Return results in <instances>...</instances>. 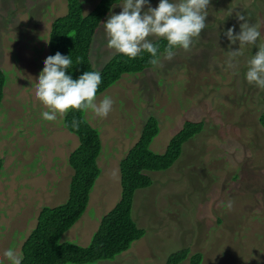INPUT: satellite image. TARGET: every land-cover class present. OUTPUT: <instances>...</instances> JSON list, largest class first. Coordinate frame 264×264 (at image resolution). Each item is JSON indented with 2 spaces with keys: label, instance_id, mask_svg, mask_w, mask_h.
I'll list each match as a JSON object with an SVG mask.
<instances>
[{
  "label": "rangeland",
  "instance_id": "1",
  "mask_svg": "<svg viewBox=\"0 0 264 264\" xmlns=\"http://www.w3.org/2000/svg\"><path fill=\"white\" fill-rule=\"evenodd\" d=\"M99 1L83 0L85 13ZM122 3L111 14H119ZM158 3L151 0L152 7ZM67 12V0H0V68L8 78L0 109V264H10L4 255L10 247L22 254L43 207L68 200L74 173L69 157L79 139L64 127L65 116L43 119L49 109L35 96L53 22ZM237 12L260 26L264 45V0H210L206 28L189 50L177 49L172 60L161 56L158 66L124 75L96 97L97 103L105 96L114 100L106 118L85 113L100 132L101 176L87 211L62 242L90 245L103 217L121 200V163L154 116L160 132L151 150L157 154L165 153L186 121L205 126L173 167L144 172L153 184L137 191L132 213L146 235L114 260L97 264H166L183 249L190 256L182 264H191L197 253L202 264H264V90L245 78L257 46H242L235 66L227 67L239 41L230 48L223 33L233 25L240 31ZM118 54L108 47L102 23L93 44L94 68L102 71Z\"/></svg>",
  "mask_w": 264,
  "mask_h": 264
},
{
  "label": "trees",
  "instance_id": "2",
  "mask_svg": "<svg viewBox=\"0 0 264 264\" xmlns=\"http://www.w3.org/2000/svg\"><path fill=\"white\" fill-rule=\"evenodd\" d=\"M120 0H101L85 13L83 0H67L68 12L54 20L49 40L50 55L57 51L71 55L73 67L69 70L73 78L85 71H98L92 63L93 44L100 25L112 13ZM163 53L167 41L157 42ZM151 56L144 51L135 59L124 54L114 56L100 73L102 83L97 96L106 93L124 75L144 72L154 67ZM79 63V64H77ZM7 75L0 68V109L4 99ZM96 96V97H97ZM87 110H70L64 119V126L79 139V146L70 154L69 165L74 173L70 182L68 200L56 207H44L36 228L23 244V264H97L114 260L128 251L132 244L146 235L133 219V203L136 192L152 186V179L144 172H159L170 169L183 154L184 145L199 135L205 124L186 121L183 128L173 137L163 154L154 153L151 144L160 132L157 118L149 117L142 135L121 163L122 197L120 202L103 217L99 229L93 235L89 246L62 242L63 236L83 216L90 193L101 176L98 159L102 152L100 132L87 120ZM73 118L80 121L78 130L71 127ZM264 128V111L260 115ZM3 161L0 159V173ZM190 256L188 249L169 255L166 264H182ZM191 264H202L203 255L197 253L190 258Z\"/></svg>",
  "mask_w": 264,
  "mask_h": 264
},
{
  "label": "clouds",
  "instance_id": "3",
  "mask_svg": "<svg viewBox=\"0 0 264 264\" xmlns=\"http://www.w3.org/2000/svg\"><path fill=\"white\" fill-rule=\"evenodd\" d=\"M209 4L210 0H159L158 5L152 7L151 0H123L122 11L109 15L103 23L108 37V47L130 59H135L146 51L151 56V64L158 66L161 56L172 60L177 49L185 51L190 49L194 38L199 37L206 28ZM236 19L238 22L243 21L239 24L240 31L237 32L236 26L233 25L223 33L230 48L239 41L238 50H230L229 59L226 61L227 67L235 66L234 61L241 55L242 46H257L258 51L248 61L245 78L249 84L264 90V45L259 44L260 26L251 24L247 15L240 12L236 13ZM152 36L167 41L163 53L160 51V45L149 39ZM73 65L71 55L59 51L55 55L47 56L43 61L35 87L36 98L49 109L41 113L42 118L55 121L58 114L66 116L70 110L88 109L96 116L106 118L113 110L114 100L105 96L99 103L96 102L102 74L99 71H85L77 78H73L69 72ZM79 125L80 121L73 118L71 127L78 130ZM4 255L10 264H23L24 257L15 248H8Z\"/></svg>",
  "mask_w": 264,
  "mask_h": 264
}]
</instances>
